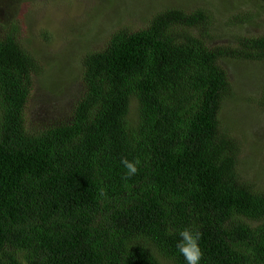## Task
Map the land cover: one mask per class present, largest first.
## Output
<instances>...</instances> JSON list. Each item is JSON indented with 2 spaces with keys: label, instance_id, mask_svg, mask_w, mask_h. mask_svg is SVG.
<instances>
[{
  "label": "trees",
  "instance_id": "16d2710c",
  "mask_svg": "<svg viewBox=\"0 0 264 264\" xmlns=\"http://www.w3.org/2000/svg\"><path fill=\"white\" fill-rule=\"evenodd\" d=\"M21 24L0 21V264H186L185 228L201 264H264V187L221 118L224 61L264 62V35L218 43L212 10L161 11L84 51L71 119L33 130L42 53ZM252 101L264 110V91Z\"/></svg>",
  "mask_w": 264,
  "mask_h": 264
},
{
  "label": "rangeland",
  "instance_id": "374dc122",
  "mask_svg": "<svg viewBox=\"0 0 264 264\" xmlns=\"http://www.w3.org/2000/svg\"><path fill=\"white\" fill-rule=\"evenodd\" d=\"M202 7L222 21L216 32L222 35L218 43L231 41L234 34L264 35V0H0V21L17 13L25 44L42 53V73L35 79L27 109L30 128L71 119L84 90V51L104 47L119 29L136 31L166 9ZM243 18L249 22L232 25ZM224 64L234 95L222 112L224 130L241 142L243 175L264 187V110L252 101L264 91V62L227 59Z\"/></svg>",
  "mask_w": 264,
  "mask_h": 264
},
{
  "label": "clouds",
  "instance_id": "9594fccd",
  "mask_svg": "<svg viewBox=\"0 0 264 264\" xmlns=\"http://www.w3.org/2000/svg\"><path fill=\"white\" fill-rule=\"evenodd\" d=\"M122 163L127 169V176H132L137 173L138 161L131 162L125 159ZM200 239L201 234L189 228H185L179 233L176 247L178 253L184 256L186 264H201L203 252L200 247Z\"/></svg>",
  "mask_w": 264,
  "mask_h": 264
}]
</instances>
